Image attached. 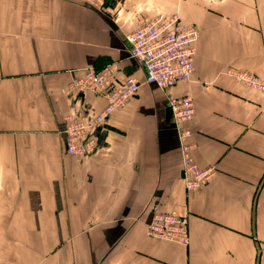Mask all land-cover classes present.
I'll use <instances>...</instances> for the list:
<instances>
[{
	"label": "crops",
	"instance_id": "1",
	"mask_svg": "<svg viewBox=\"0 0 264 264\" xmlns=\"http://www.w3.org/2000/svg\"><path fill=\"white\" fill-rule=\"evenodd\" d=\"M175 11L199 29L194 74L161 89L125 36L138 16ZM112 62L139 89L93 155H69V112L106 105L70 86ZM228 68L264 77V0H0V264H264V94ZM181 95L192 156L214 169L191 192L168 110ZM156 211L186 217L187 245L146 235Z\"/></svg>",
	"mask_w": 264,
	"mask_h": 264
},
{
	"label": "built area",
	"instance_id": "2",
	"mask_svg": "<svg viewBox=\"0 0 264 264\" xmlns=\"http://www.w3.org/2000/svg\"><path fill=\"white\" fill-rule=\"evenodd\" d=\"M125 38L130 45V56L144 68L146 83L167 89L179 81L192 78L199 29L195 25L184 23L177 11L154 17L138 16ZM118 70L117 62L109 63L101 69L89 66L84 68L82 76L70 86L77 93L90 91L103 96L106 105L101 112L86 116H80L73 109L69 112L65 130L67 154L83 158L93 155L99 146L96 130L107 123L116 108L125 105L137 93L140 86L137 78L126 75L117 80ZM225 74L264 94V77L234 68H228ZM168 110L177 126L184 189L191 192L209 183L214 169L201 168L192 156L193 146L189 143L192 130L189 123L194 114L193 98L190 95L169 96ZM146 235L159 241L187 245V219L174 211H156L147 223Z\"/></svg>",
	"mask_w": 264,
	"mask_h": 264
},
{
	"label": "rangeland",
	"instance_id": "3",
	"mask_svg": "<svg viewBox=\"0 0 264 264\" xmlns=\"http://www.w3.org/2000/svg\"><path fill=\"white\" fill-rule=\"evenodd\" d=\"M105 3H110V2H113L114 0H103Z\"/></svg>",
	"mask_w": 264,
	"mask_h": 264
}]
</instances>
